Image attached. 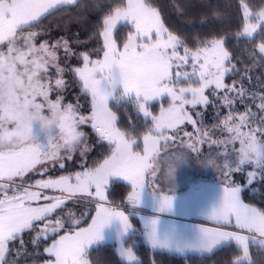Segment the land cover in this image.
<instances>
[{
  "label": "snow or ice",
  "instance_id": "1",
  "mask_svg": "<svg viewBox=\"0 0 264 264\" xmlns=\"http://www.w3.org/2000/svg\"><path fill=\"white\" fill-rule=\"evenodd\" d=\"M79 2L0 0V264H9V256L11 264H21L29 258L28 243L33 245L30 258H43V264H91V250L106 241L115 243L121 264H138L135 245L124 246L125 237L135 231L131 214L107 203V186L114 179L130 185L129 205L154 213L141 221L152 249L185 255L229 246L237 253L230 264H251V246L264 252V209L242 200L244 182L237 183L234 174L247 169L246 183L252 184L257 175L264 180V93L246 90L243 76L225 83L230 73L240 75L225 48L229 38L197 39L195 47H190L165 25L154 0H119L108 6L110 11L101 21L97 58L81 53L82 66L66 68L58 52L63 48L66 56L75 54L67 40L37 45L43 33L26 30ZM241 9L243 24L233 39L251 41L258 29L264 31V8L253 14L241 0ZM118 25L129 28L122 43L115 38ZM257 47L264 54V43ZM254 56L255 52L250 58ZM260 60L264 66V55ZM189 64L190 71H181ZM66 70L77 78L81 94L89 97L87 114L79 100L64 102ZM237 101L243 111L236 107ZM156 102L161 106L154 114L150 109ZM125 105L143 120L142 135H137L134 125L130 130L117 126L113 108ZM209 105L214 111L227 110L216 112L219 123L212 130L202 129L203 113L197 111ZM188 125L191 132L185 130ZM82 126H90L101 142L106 141L109 153L93 167L82 165L80 171L44 179L49 165L63 170L66 160L89 151ZM217 129L224 135L213 138ZM178 141L198 155V144L223 146L215 159L207 161V166L222 171L223 186L211 188L197 208H187L183 198L147 191L149 176L155 179L160 158L170 151L167 145ZM169 159L173 170L188 162L182 150ZM30 174L40 178L33 183ZM48 190L53 194H47ZM87 198L95 202V215L87 227H80L75 213L65 214L63 209L67 201ZM187 211H198L215 227L189 228L161 219L164 214ZM37 228L36 235L26 241L25 233ZM48 240L51 243L41 252V244Z\"/></svg>",
  "mask_w": 264,
  "mask_h": 264
},
{
  "label": "trees",
  "instance_id": "2",
  "mask_svg": "<svg viewBox=\"0 0 264 264\" xmlns=\"http://www.w3.org/2000/svg\"><path fill=\"white\" fill-rule=\"evenodd\" d=\"M244 2L248 4L252 12L264 8V0H244ZM117 3H119V0H80L76 7L55 11L47 15L36 26H56L58 30H61V28L70 30V48L71 46L74 48L72 51L75 53L76 62L79 64L82 61L80 59L81 53H88L92 59L97 58L96 52L102 46V40L97 35L101 27V21L110 11L108 6H115ZM154 3L159 8L165 25L171 31L183 37L190 47H195L197 39L203 40L212 36L228 37L225 48L230 52L231 62L236 64L240 75L230 73L225 78V83L231 84L234 79L240 81L243 76L246 90L255 91L257 94L264 93V66H260L262 63L260 56L262 54L259 53L257 47L262 38L255 34V38L251 41L243 39L238 42L233 39L243 24L241 0H154ZM128 31V27L118 26V31L115 32L116 40L118 42L122 41ZM254 52V58H250ZM237 87H239V83ZM207 93L212 98L211 91L207 90ZM255 103H258V101ZM236 107L243 111L239 101L236 102ZM156 108H158L157 105ZM113 111L116 112L118 117V127L123 130H130V125H134L137 129V135H142L144 122L142 119L137 118L133 107L125 105L120 108H113ZM197 111L203 113L204 124L201 125L202 129L212 130L213 126L219 123L215 119L216 112L223 114L227 110L219 108L214 111L213 107L209 105L206 110L200 107ZM187 127L190 128L191 125ZM217 130L214 132V136L217 134ZM92 141L96 143V146L90 151L85 161L88 166H94L109 151L106 143H99L94 138H92ZM245 176V173L241 172L235 178L237 183L244 182V189L241 193L242 200L245 203L264 209V180L257 177L252 184H248L245 182ZM129 191L130 185L126 182L113 181L107 188L108 201L128 205L126 197ZM70 204L69 206L72 207L73 203ZM82 209L88 212L80 223V227L89 223L95 212V205H86ZM130 222L135 231L125 237L126 243L124 246L132 247L135 245L134 251L137 255L138 264H230V261L237 254L229 246L207 254L187 253L180 255L163 250H154L146 243L143 228L138 218L131 214ZM36 231L37 229L25 233V240L28 241ZM49 243H51V240L44 241L41 244L40 251L43 252V248ZM27 247L29 258L21 261V264H43V258L38 260L30 258L33 255V245L28 243ZM11 259V256H9V264H11ZM89 259L91 264H121L113 241H106L100 246H94ZM250 260L251 264H264V252L258 251L256 246H251Z\"/></svg>",
  "mask_w": 264,
  "mask_h": 264
},
{
  "label": "rangeland",
  "instance_id": "3",
  "mask_svg": "<svg viewBox=\"0 0 264 264\" xmlns=\"http://www.w3.org/2000/svg\"><path fill=\"white\" fill-rule=\"evenodd\" d=\"M252 13L255 14L256 12H252ZM255 22H256L255 20L252 21V23H255ZM118 26H121V25H118ZM26 31H35V32L43 33L37 38V41H36L37 45L40 42H43L45 40H48L49 42H55L58 38H63L64 40H67L69 45H71L70 44V37H71L70 33L71 32L70 30H66V28L65 29L61 28V30H58L56 26H51V27L36 26L35 28L27 29ZM255 34H258V37L262 38V40L258 43V45L261 43H264V31L258 29ZM118 43H122V41ZM72 45L74 46L73 43ZM72 49L74 48H72L71 46V50ZM182 53H183V50L181 49V54ZM58 56H59V61H60L61 66H65L66 68L82 66V61L81 63L78 64L76 62L74 55L69 54L68 56H66L63 48L59 50ZM184 70L190 71L191 70L190 64L187 69H182L181 71H184ZM52 72H53L52 79L54 80L56 78L54 69L52 70ZM64 79L67 82V87L63 90V95L66 97L64 102L65 103L72 102L75 104L77 100H79V104L81 106L82 111L85 114H87V112L90 109L89 97L81 94V88H80L79 83H77V78H75L71 72H68L66 70L64 73ZM206 95L209 96V94L207 93V90H206ZM53 99H55V94H53ZM156 105L158 106V108H156ZM160 106H161L160 102H156L150 110L154 114L158 113ZM163 106L164 107L168 106L167 100L163 102ZM82 130L88 134L87 146H88L89 151L86 153V155H81L79 152H77L75 154L74 159L65 161L66 168L63 170H61L58 166L55 168H52L51 165H49L50 171L46 176L43 177L44 179H47L50 176L58 177L59 175L67 174L69 172L74 173L76 171H80L82 170L81 168L82 165H85L87 167H93V166L86 165V162H85L88 158L90 151H92V149L96 146V143L92 141V138L96 139V141L99 143L107 144V142L106 141L101 142L90 126H82ZM185 130L191 132L192 127L190 128L186 127ZM222 135L224 134L221 133L218 129L217 134L213 138H219ZM142 146L143 145L141 142V149H142ZM167 147L170 149V151L167 156H162L160 158L159 170H158L157 176L155 177L154 180L151 176H149V184L147 186L148 192H152L153 190H155L157 193L162 192V193H166L169 195H174L178 198H183L184 205L189 209H193V208H197L198 206L202 205V203L207 198L211 188L215 187L216 185L223 186V181L225 178L223 176L222 171L216 166H207V161L209 159H215L217 152L223 150L222 145L218 149L215 145H212L210 147L208 142H205L202 145L198 144L197 147L200 149L199 155L195 152H191L187 148H183L179 144V141L176 144H169L167 145ZM179 150H182L185 153V155L188 157V162L185 164H181L179 166H175L174 170L170 169L171 161L169 158L172 157L174 153ZM109 151H110V148H109ZM219 163L222 164L223 160L221 159ZM247 171L248 170L245 169L242 172H244L246 175ZM240 173L241 172L235 173L234 179L238 177ZM257 177H260V176L257 175ZM39 178L40 177L36 174H30V179L32 180L33 183L35 182L36 179H39ZM113 181H122V180L114 179ZM123 182H126V181H123ZM108 187L109 186H107V188ZM130 191H131V187H130ZM47 194H53V193L51 192V190H48ZM106 195H107V190H106ZM108 200L109 199L107 196V203L110 206H119L120 209L124 210L126 214L131 213V214H136V215H143L142 213L145 211H148V210L152 211L150 208H145L142 206L133 208L129 204L122 205L119 203L117 204V203L109 202ZM70 203H73L72 207L69 206L71 205ZM86 205L94 206L95 202H92L91 198L81 199L79 201L70 200V201H67V206L63 209V212L65 214L68 211L74 212L75 218L82 222L88 212L85 209H82V208H85ZM77 211H80L81 213L79 212L77 213ZM186 214H191L190 216L192 217L203 218L199 214L198 211H187ZM65 219H66V223L70 225L71 220L68 219L67 216H65ZM37 231H38V228H37ZM34 234L36 235V232H34L32 235L34 236Z\"/></svg>",
  "mask_w": 264,
  "mask_h": 264
},
{
  "label": "crops",
  "instance_id": "4",
  "mask_svg": "<svg viewBox=\"0 0 264 264\" xmlns=\"http://www.w3.org/2000/svg\"><path fill=\"white\" fill-rule=\"evenodd\" d=\"M142 214L143 215H136V214H133V215H135L138 218V220L140 221V224L142 225V228H143V224L141 222L142 218L151 217L152 215H154V213L152 211L148 210V211L143 212ZM93 215H95V212ZM190 215L191 214H186V213L184 215L164 214L161 216V219L166 220V221H174V222H177L181 225H185L189 228L201 226V225L205 226V227H215V225H213L210 221H206L203 218L192 217ZM90 222H91V220L89 221V223ZM81 227H87V225H84ZM148 246L151 248L150 245H148ZM156 250H160V249H156ZM163 251H166V250H163ZM172 253H175V252H172ZM204 254H207V253H204Z\"/></svg>",
  "mask_w": 264,
  "mask_h": 264
}]
</instances>
